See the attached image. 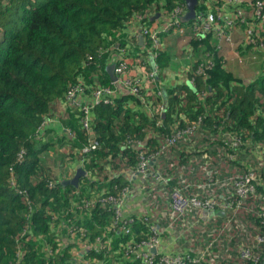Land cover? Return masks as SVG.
I'll use <instances>...</instances> for the list:
<instances>
[{"label":"trees","instance_id":"trees-1","mask_svg":"<svg viewBox=\"0 0 264 264\" xmlns=\"http://www.w3.org/2000/svg\"><path fill=\"white\" fill-rule=\"evenodd\" d=\"M175 1L0 0V264H145L137 253L143 249L140 241L152 234L150 224L160 229L171 222L165 228L175 233L178 225L187 224L188 235L183 238L192 241V226L184 219L194 211L199 220L201 210L174 216L167 195L175 187L201 200L214 201L204 210L208 218L220 220L214 234L226 228L223 222L231 216L228 225L232 231L226 235V230H221L223 241L210 246L197 242L201 250L194 252L202 260L184 264L263 262L264 242L255 240L258 233L264 234L258 216L264 207V188L256 180L255 190L240 204L232 185L233 179L262 161L252 157L256 145L264 146L262 71L246 81L234 76L223 66L220 49L214 50L206 39L201 45L202 38L195 35L196 49H201L202 55L195 51L198 57L185 69L192 86L181 81L162 89L160 95L156 93L158 99L164 98L161 112L156 109L150 114L130 92L115 95L111 102L96 103L92 128L99 145L86 153L81 147L87 143L88 133L80 127L79 111H70L73 122L68 128L72 133L66 138V149L50 140L42 141L38 132L42 120L70 87L78 84L89 92L98 84H110L113 78L107 65L115 63L112 53L129 42L127 26L132 20L149 25L153 14L170 9ZM205 8L204 0L196 5V10ZM136 45L142 49L144 56L139 62H144L141 67L146 74L154 68L152 56L156 78L162 77L169 64V49L156 47L153 56L150 43ZM207 52L213 53V66L204 78L195 69L207 58ZM127 54L124 52L126 59ZM128 64L125 74L136 77L129 60ZM139 86L144 94L141 81ZM219 107H223L221 115L215 112ZM222 130L239 134L241 143L236 147L226 143ZM173 136L175 141L168 143L166 139ZM204 150H208V162L199 157ZM141 151L145 157L156 154L148 158L147 168L160 171L165 181L154 182L150 175L134 171ZM230 151L235 158L228 157ZM68 162L74 166L79 163L85 171L77 187L63 184L59 177L61 166ZM262 169H256L258 176L260 172L263 175ZM202 181L223 186L219 191L223 195L197 186ZM136 184L148 202L145 200L147 205L140 215L134 214L130 231L125 232L114 219L115 203L108 196L116 197L123 186ZM126 201L121 205L123 217ZM226 202L230 207H223ZM160 236L159 232L158 239ZM241 245L258 252L260 260L243 258ZM181 252L196 256L188 248ZM161 254L167 253L155 252L152 264H163Z\"/></svg>","mask_w":264,"mask_h":264},{"label":"built area","instance_id":"built-area-1","mask_svg":"<svg viewBox=\"0 0 264 264\" xmlns=\"http://www.w3.org/2000/svg\"><path fill=\"white\" fill-rule=\"evenodd\" d=\"M199 1L200 0H198V2ZM209 1L210 0H204V3ZM216 1L218 7L214 10H208L207 8H205L204 10H196L194 17L191 21H189V28L197 37H205L208 32L213 31L217 39L213 47L214 50L221 48L222 40L230 44H238L239 46L245 47L243 49H248V58L251 61H263L262 72L264 73V0ZM229 5H231L230 10L228 12H225V7H228ZM186 11L187 7L185 0H176L170 9L164 8L159 12L156 18L162 19L160 23L155 26L143 23L140 24V33L143 35V39L146 40L145 42L150 43V48H152L153 56L156 53V51H153V49L159 47L161 44L159 33L166 32L171 28H176L179 32H183L185 30V26L183 25L181 17L185 14ZM154 15L155 14H153V16ZM138 17H140V15H138ZM238 27L242 30V37L240 39V42L236 43L232 38V31ZM119 50L120 54L115 59L113 68L116 77L111 80L110 84H98L94 86L89 92H86L81 85L76 84L70 87L65 93L64 98L66 99L67 104L77 108L79 111L78 122L80 124V127L84 128V130L88 133V141L81 147L82 153L89 152L97 148L99 145V141L96 138L94 130L92 128V109L96 103L100 101L106 103L111 102L120 87L127 88L130 93L138 96L140 100L144 99L143 91L140 90L139 86L140 78L131 77L125 74V70L129 68V64L128 60L124 57L123 47H120ZM206 54L208 55L207 58H204L205 60H203L202 62L200 61L195 69V73L201 74L204 78L207 77L208 71L213 66V53L207 52ZM241 58L242 60L245 59L243 55H241ZM150 61H153L154 68L148 71L147 74L151 80H155L156 65L152 56H150ZM86 93L90 94V99L87 101H82V95ZM156 93L160 95L161 90H157ZM162 109L163 104L159 106L158 111L161 112ZM149 113L152 114V111L150 110ZM48 121V117L42 120L40 126L38 127V132L42 131L41 128ZM186 130L190 131V127ZM67 132L70 135L72 133L70 132L69 128H67ZM222 134H224L223 137L225 142L229 143L232 147L238 146L242 141L239 134L234 131H223ZM166 141L168 143L174 142L175 136L168 137ZM155 155V153H152L149 156L145 157L141 151L140 160L134 171L141 173L144 176L150 175V178H152L154 182L160 180L165 181L166 177H164L160 171L150 172L147 168L148 158L153 159ZM228 157L235 158L236 154L233 151H230L228 152ZM261 164L262 161H259L257 165L249 168V170H247V172L243 176H237V178L232 180V185L236 191L239 203L243 200L244 196H246L247 193L255 190V182L260 177L258 176V172L256 169H258ZM262 167L264 168V165H262ZM50 184H52V181H50ZM135 190L136 189H134V185H125L119 190L116 197L112 195L108 196V198L115 203L114 219L116 222H120L118 227L125 232L130 231V224L134 221L135 215L133 214L123 217V209L121 208V205L124 203V201H126L128 196L134 194ZM167 201L171 213L174 214V216L184 215L186 212L192 211L194 209H209L214 204V201L212 200H201L195 195L186 194L182 187H175L171 189L167 195ZM239 203H237V205ZM230 205L231 204L229 202H226L223 204V207L227 208L230 207ZM258 216H260V220L264 224V207L260 209ZM187 219L184 220L188 223ZM230 219L231 216H226L225 221L223 222L227 229H230V225H228L231 221ZM149 228L152 231V234L146 239L140 241L143 249L139 251V253H137V256H139V258H141V260L145 264H152L154 262V254L155 252H158L156 251V247L159 243L158 233L160 232V229L154 224H150ZM215 235L218 236V233ZM217 239L218 238H216V240ZM255 242H264V234L258 233ZM85 245L86 241L80 244L82 248L85 247ZM127 245L130 248L134 247V245H132L131 243H127ZM152 248H154L155 250L152 251ZM74 252L81 253V251L78 250H75ZM240 254L243 258H247L252 262H258L260 260L259 253L254 250L252 251L249 246L241 245ZM159 256V261L163 264H184L187 260L197 262L201 259L200 256L196 255L194 257H191L189 253L181 251L176 254H161Z\"/></svg>","mask_w":264,"mask_h":264},{"label":"crops","instance_id":"crops-1","mask_svg":"<svg viewBox=\"0 0 264 264\" xmlns=\"http://www.w3.org/2000/svg\"><path fill=\"white\" fill-rule=\"evenodd\" d=\"M205 4L208 10H211V9L214 10L215 8L218 7L216 0H210L209 2H206ZM230 8H231V5H229L228 7H225L224 11L228 12ZM157 16H153L152 22L149 25L155 26L158 23H160L162 19L156 18ZM141 23L146 24L145 22H141L137 19H134L127 26L126 39L129 40V42L126 44L125 47H123V49H124L125 54L128 53L127 55L129 56L127 60H129V62L131 63L130 71L134 75H136V77H139L140 81L142 82V86L144 90V99L141 100V105L145 110L150 112V110L151 111H155L156 109L158 110L159 106L161 105L160 103L163 102V99H164V98L158 99L156 97L157 90L165 89L167 87L173 86L174 84H176V82H181V81H185L188 85L192 86L189 80L186 79L185 69H187L191 65V63H193V60L196 59V57H198L199 55L201 56L202 52H201V49H199V51H197L198 49H196V44L193 38L195 37V35L188 26L189 22L183 23V25L185 26V30L183 32L177 31L176 28H171L166 32L159 33V38L161 41L160 46L167 47V49H169L170 60H169L168 66L162 70V73H161L162 77L160 76L161 78L159 77V78H156L155 80H151L149 76L146 74V72L144 71V69L141 67L142 63L139 62V58L141 59L144 55L141 51L142 49L136 45V43L138 45H143V43H145L146 41L144 39L142 41L138 39V35L141 34L140 29H139V26H141L140 25ZM241 37H242L241 28L238 27L232 31V38L236 43L240 42ZM201 38H202L201 39L202 41L200 42L201 45H203L202 43L205 42L204 41L205 39L207 43L210 44L211 42L213 46L217 41L213 31L208 32L205 35V38L203 36ZM117 46L118 44H116V47ZM119 48L120 47H118L117 50L114 51L115 53H114V56L111 58L112 60L113 59L115 60L119 56L120 54ZM243 48L245 47L239 46L238 44H230L222 40L220 53L223 55L222 56L223 66L228 71L234 73V76L239 77L240 79L246 81V80H250L254 78L255 75H257L260 71H262L263 61L262 60L261 61L260 60L251 61L248 58V54H249L248 49H243ZM195 51L199 52L198 56ZM241 55L245 57L244 60H242ZM111 63L114 64L113 61ZM128 92L129 91L127 90V88L120 87L115 95L122 94V93H128ZM89 99H90L89 93L82 95V101H87ZM129 103H130V106L134 104L132 100ZM219 108L220 109H217L215 112L221 115L222 113L221 109L223 107H219ZM70 111H72L73 113H76V111L78 110L77 108L68 105L64 97L59 99L56 102L55 109L48 116L49 121L46 122L44 129L41 131L42 141L50 140L52 142H55L54 145L56 147L60 145L61 149H66L67 147H69V143H68L69 141L67 139H69L71 135L67 132V128L69 127L68 124H71L73 122L70 117ZM223 131L224 130L221 131V134L223 133ZM212 132L217 133L215 131H212ZM200 137H206V136H200ZM256 146H255L256 151L254 153L255 155L251 153L253 157V161H255L256 158L258 159L264 158V154L261 152V149H264V146L262 145H256ZM205 151L207 152L208 150H204L202 153H200L199 157L202 156V158L204 160H207L208 162L209 157H207ZM242 156L244 155H241V158L239 157L240 162H241ZM243 160L248 162V159H243ZM64 164H65L64 166H61L62 173L59 176L62 179L72 176L76 168V164L75 166L74 164L72 163L70 164L69 162L64 163ZM217 168L220 169L219 165H217ZM164 169H166L165 166L161 167V170H164ZM262 174L263 175L259 177V180L261 182V186L264 188V168L262 169ZM213 177L214 176L209 177L207 180H211ZM183 179H186V178L183 177ZM221 184L223 185V183ZM225 184H226V181H224V185ZM197 186L202 187L204 190H208L209 188H212L217 193L221 189L224 188L223 186L215 185L214 183H211V181H202L201 183L197 184ZM134 189H136L134 191V194H131L126 201L127 211H125V215H124L125 217L127 216L126 214H129L130 212L135 215H140L145 210V206L147 205L146 203L147 200L145 196L141 195L142 192L139 191L140 187L136 184L134 185ZM229 189L230 188H228V191ZM228 191H227L226 197L229 196ZM219 195L222 196L223 195L222 192H219ZM218 213H220V211H218ZM201 214L202 215L198 217L199 218L198 222H200L201 224L209 225V226L211 225H214L215 227L219 226L220 220L216 218H208L207 217L208 214L204 210H201ZM205 220H208V221L205 222ZM209 220L210 221L212 220V221L210 222ZM221 222H223V220ZM165 225H172V223L168 222L166 224H163L160 227L161 236L159 239V243L156 247V251L158 252L167 253V254H176L180 251H185L186 248H188L189 250H192L193 252L200 251L201 248L197 249L198 247L197 242L206 244V239L207 241L209 239L208 232L203 231L201 234H208V235H203L202 238H197V235L193 234L192 241L190 243L189 240L186 241L183 238L184 236L188 235V233H186V231L185 232L182 231L181 226L178 225L179 228L175 229V231L177 232L175 233L174 230H172L169 227L168 229H166ZM212 229L213 228L208 229V230L212 231ZM214 231H216V228ZM201 234L199 237H201ZM194 241H196L195 244H194ZM189 244H190V247L187 246ZM229 245H230L229 242L226 243L225 249L229 247ZM202 258L203 257H201V260Z\"/></svg>","mask_w":264,"mask_h":264},{"label":"rangeland","instance_id":"rangeland-1","mask_svg":"<svg viewBox=\"0 0 264 264\" xmlns=\"http://www.w3.org/2000/svg\"><path fill=\"white\" fill-rule=\"evenodd\" d=\"M209 40H211V39H209ZM214 43V42H213ZM204 50V49H203ZM206 51V50H205ZM205 51H203V52H205ZM114 56V53H112V55H111V58ZM107 69H108V71H109V69H112V65L111 64H108L107 65ZM232 74H234V73H232ZM261 152L264 154V149H261ZM262 159V164H261V166L262 165H264V158H261ZM56 161H58L57 159H56ZM261 163V162H260ZM259 176H261V172L259 173ZM188 224L190 225V226H192L190 229H191V231H192V234H196L197 235V237L198 236H200V234L203 232V231H205V232H208V234H201V236L202 235H208V241H207V239H206V246H210V245H212V243H214L215 241H216V243L217 242H220V241H223V238L222 239H220V233L223 231V230H226V232H225V234L226 235H228L231 231H232V229H227V228H221L219 231H218V236H216L212 231H214L215 230V228L216 229H218L219 227H215L214 225H211V226H209V225H205V224H201L200 222H198V220H197V217L195 216V212L193 211V212H191V215H188ZM185 228H187V224H184V225H181V229H182V231H184L185 232ZM211 228H213L212 229V231H209L208 229H211ZM223 229V230H222ZM222 230V231H221ZM204 238H205V236H204ZM216 238H218V239H220V240H216Z\"/></svg>","mask_w":264,"mask_h":264},{"label":"water","instance_id":"water-1","mask_svg":"<svg viewBox=\"0 0 264 264\" xmlns=\"http://www.w3.org/2000/svg\"><path fill=\"white\" fill-rule=\"evenodd\" d=\"M185 2H186L187 11L185 12L184 15H182V17H181L182 21H188V20H190V19H192L194 17L195 12H196V5H197L198 0H185ZM158 14H159V12L155 13L154 16H157ZM138 39L140 41H142L143 40V35L139 34L138 35ZM113 68H114V65H112V69H109V73H110V76L114 79L116 76L114 74V69ZM84 173H85V171L82 169L80 164L77 163L73 175L70 176V177L61 179V182L63 184H72L75 187H77L79 178H80L81 175H84ZM151 250L154 251L155 249L152 248ZM261 264H264V260H263V262Z\"/></svg>","mask_w":264,"mask_h":264}]
</instances>
